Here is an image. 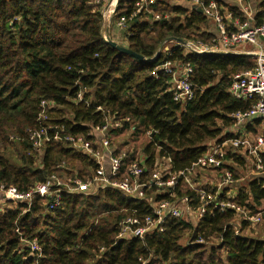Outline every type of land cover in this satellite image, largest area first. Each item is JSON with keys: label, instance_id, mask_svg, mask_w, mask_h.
Wrapping results in <instances>:
<instances>
[{"label": "trees", "instance_id": "trees-1", "mask_svg": "<svg viewBox=\"0 0 264 264\" xmlns=\"http://www.w3.org/2000/svg\"><path fill=\"white\" fill-rule=\"evenodd\" d=\"M135 1H117L114 23L134 13ZM260 1L257 25L264 21ZM101 5L95 7L92 0H0V182L5 187L26 194L60 174V164L83 180L95 168L60 142H50L42 155L32 149L26 132L39 128L42 101L54 104L51 123L63 126L62 137H87L89 124H101L98 106L129 118L133 141L139 139V147L150 155L149 165L157 144L159 156L171 159L172 172L189 168L205 153V143L233 126V114L253 105L228 93L234 75L254 68L251 56H188L179 46L157 55L170 38H212L194 33L205 22L202 15L194 11L183 20L184 10L157 5L155 12L177 16L152 23L136 17L123 34V44L146 60L155 58L139 62L101 40ZM168 62L192 67L193 99L184 106L168 93L171 77L161 71ZM79 90L88 106L75 104ZM255 123L246 131L255 133L262 121ZM146 131H156L153 141L144 136ZM225 169L232 172L230 167L221 171ZM174 193L198 207L196 193L184 189V183ZM166 197L157 195L158 200ZM247 200L254 204L247 207L256 212L264 201V176H252L241 185L236 201L246 206ZM51 201L35 195L29 207L17 204L0 211V264H264V240L236 234L230 211L208 213L198 230L171 218L163 233L127 242L117 240L120 224L129 217L142 222L152 216L146 201H128L116 190L93 196L64 194L53 211L48 210ZM191 235L193 240L182 242ZM197 236L204 242L197 243ZM211 236L219 242H208ZM23 242H35L40 254Z\"/></svg>", "mask_w": 264, "mask_h": 264}, {"label": "built area", "instance_id": "built-area-1", "mask_svg": "<svg viewBox=\"0 0 264 264\" xmlns=\"http://www.w3.org/2000/svg\"><path fill=\"white\" fill-rule=\"evenodd\" d=\"M159 1L136 0L134 13L128 19L121 18L115 23V27L124 34L136 17L142 21L148 17H151V21L168 19L167 15L154 11ZM177 1L190 5L191 10L200 9V15L213 24L214 30L212 38L206 41L190 40L184 41L185 44L175 42L173 46L182 47L188 56L236 54L254 57V68L234 75L228 89V93L235 99L253 102L251 108L244 113L233 114V126L217 139L205 143V153L189 168L172 172L171 159L159 156L161 148L157 144H154L153 164L149 165L150 155L144 153L143 148L137 147L133 141V122L129 118L120 117L98 106L95 111L102 114L101 124H89L87 137L66 136L64 133L62 137L60 133L63 126L51 123L49 111L55 107L54 104L42 101L36 119L39 128L28 129L26 132L32 149L42 155L50 142H60L68 150L91 160L95 168L91 176L83 180L77 174L71 173L65 164H60L57 166L60 174L53 175L43 184H37L26 194L18 192L12 186L5 187L0 182V192L4 199L29 207L34 196L38 195L52 199L48 210L53 211L60 206L64 194L93 196L99 192L116 190L128 201H146L153 210L152 216L144 217L142 222L134 217L121 222L117 240L127 242L137 238L144 239L150 234H161L165 231L168 219H182L177 199H183L181 203L190 215H194L188 216L192 221H184L196 230L204 216L213 211L232 212L238 219V222L231 223L235 225V233L238 235L242 232V224L248 228L264 226V209L258 207L260 209L256 208V212H252L247 207L253 206L251 200L246 201V206L236 201L244 181L234 184L232 172L228 169L221 171L226 167H237L235 157L242 158L243 162L252 158V176H264V135L254 138L245 134L249 125L256 121L264 122V21L260 25L256 24L258 11L253 12L249 3L251 0ZM103 2L104 0H92L95 7ZM115 8L102 14L104 22L113 17ZM242 45L250 46L254 50L239 53L237 50ZM169 50L170 47L163 49L166 53ZM161 71L171 77L168 93L174 102L184 106L193 99L190 83L193 71L189 64L178 66L168 62L161 67ZM83 94L84 92L79 90L75 104L84 103L88 106L90 102L83 99ZM125 125L128 127L125 128ZM155 134L156 131H146L144 136L153 141ZM129 156L132 158L129 159ZM180 182L196 193L199 202L196 209L190 205L189 197L178 198L174 193ZM157 195L167 197L158 200ZM196 242L203 243L204 240L197 236ZM29 248L33 253L40 254L35 242L29 244Z\"/></svg>", "mask_w": 264, "mask_h": 264}, {"label": "rangeland", "instance_id": "rangeland-1", "mask_svg": "<svg viewBox=\"0 0 264 264\" xmlns=\"http://www.w3.org/2000/svg\"><path fill=\"white\" fill-rule=\"evenodd\" d=\"M117 1L118 0H104V2L102 3L101 5V8H100V13H101V16L102 14H105L107 11H109L110 9H113V7H116L117 5ZM225 1H229V0H225ZM259 1L260 0H251L249 1L250 5L252 6V9H253V12H257V11H260L262 9H260V4L262 3V1H260V4H259ZM174 2V0H173ZM230 3V2H229ZM163 15H167L168 18H171V17H176L177 14H172L169 13V11H164V13H161ZM103 19V18H102ZM145 20H147V23H152L151 19L150 18H145ZM205 20V19H204ZM213 24H211L210 22L206 21L204 23H202L198 30H196L194 33L196 34H200V35H208L209 33V30L213 31L214 30V26H212ZM103 26H104V31H108L109 34H110V37L113 41L115 42H118V43H122L123 44V41H122V36H123V33L121 31H119L116 27H115V23L113 21V17L108 19L107 21L104 22L103 20ZM191 33V32H190ZM193 34V33H192ZM113 37V38H112ZM192 38H194V36H191ZM168 41V40H167ZM163 42L162 46H161V49H164L165 47H172L173 43L175 42ZM183 41V40H182ZM185 41V40H184ZM241 48L238 49L237 51H239V53L242 51V52H248V51H253L254 49L250 46H246V45H242L240 46ZM183 52H184V49H183ZM185 53V52H184ZM254 58V57H253ZM252 62L253 64H255V60L252 59ZM257 130L258 132L254 135L255 137L258 135H264V122H262L258 127H257ZM254 137V138H255ZM139 143L140 142H137L136 145H138L139 147ZM251 158V157H250ZM244 159V158H243ZM247 160V159H246ZM232 165V164H231ZM232 172L235 173V177L233 175V181L235 182L234 184L240 182V181H246L248 180L250 177H252V174H253V170L252 169V158L251 160L247 161V162H238V166L237 167H234V168H231ZM232 173V174H233ZM188 188L187 185L184 183V189ZM177 198V197H176ZM184 198V197H183ZM179 200L177 203L178 204V207L181 209L182 211V219L183 220H186L187 221L190 219H188V216H194L193 214H189V211L186 209L185 205L182 202L183 199H177ZM264 204V201H262L261 205ZM16 206V203L14 202H10L6 199H4V196L3 194L0 192V211L1 210H7V209H12ZM192 218V217H191ZM192 221V219H190ZM234 223V222H238V219L233 217L231 223ZM246 227V226H245ZM244 227V228H245ZM251 229L253 230H249L252 234H253V238H256V239H260V240H264V226L262 225H258V226H252ZM188 234V232H187ZM250 234V233H248ZM244 236H248L245 234H242ZM249 237V236H248ZM189 238L191 240H193L192 238V235L191 236H184V239H183V243H186ZM211 244H217L219 241L217 238H215V236H211L209 237L208 239ZM33 243V242H32ZM29 244L31 243H28V242H23V246H26V247H29ZM209 244V243H208Z\"/></svg>", "mask_w": 264, "mask_h": 264}, {"label": "water", "instance_id": "water-1", "mask_svg": "<svg viewBox=\"0 0 264 264\" xmlns=\"http://www.w3.org/2000/svg\"><path fill=\"white\" fill-rule=\"evenodd\" d=\"M196 12L200 14L201 10L200 9H196ZM100 38L106 45H108L112 49L118 51L121 54L127 55L128 57L133 58V59H135V60H137L139 62H147V61L151 62V61L155 60V58H153L151 60H146L142 56H140V55L134 53L133 51H131L124 44L113 41L111 39V37H110L109 32L108 31H104L103 19L102 18H101V22H100ZM167 42H177V43H180V44H185L184 41H182L180 39H176V38H170V39H168ZM160 50H161V48L158 50L157 55L160 52ZM210 55H212V54H210ZM215 55H217V54H215ZM233 55H236V54H232V56Z\"/></svg>", "mask_w": 264, "mask_h": 264}, {"label": "crops", "instance_id": "crops-1", "mask_svg": "<svg viewBox=\"0 0 264 264\" xmlns=\"http://www.w3.org/2000/svg\"><path fill=\"white\" fill-rule=\"evenodd\" d=\"M160 3L158 4V6H162V7H170V8H180V9H182V10H184L185 11V15L182 17V19L184 20V17H187V18H190V16H191V14L194 12V10H191V6L190 5H188V4H185L184 2H179V1H177V0H174V2H173V0H160L159 1ZM195 12H196V9H195ZM170 13H171V15L173 14L171 11H170ZM199 14V13H198ZM201 14V13H200ZM213 32L211 31V30H209V34H211V35H213L212 34ZM113 38V37H112ZM122 41H123V36H122ZM124 42V41H123ZM254 59V58H253ZM255 124L256 123H253V125H251V127H254L255 126ZM256 132L254 133V132H247L246 131V135L247 136H250V137H255L254 135L258 132V130L256 129L255 130ZM259 135V134H258ZM257 135V136H258ZM250 203L251 204H253L252 203V201H250ZM254 205V204H253ZM261 209H264V204L263 205H261V206H259ZM260 208H257V210L258 209H260ZM234 223H236V222H234ZM234 226V229H235V225H233ZM241 228V227H240ZM251 230H253V229H251V227L250 228H248V227H246V228H243V231L241 232L242 234H245L246 233V235H248L249 237H252L253 236V234L250 232ZM248 233H250V234H248Z\"/></svg>", "mask_w": 264, "mask_h": 264}]
</instances>
